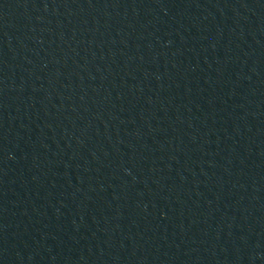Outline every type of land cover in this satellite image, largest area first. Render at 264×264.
<instances>
[{"label": "water", "instance_id": "obj_1", "mask_svg": "<svg viewBox=\"0 0 264 264\" xmlns=\"http://www.w3.org/2000/svg\"><path fill=\"white\" fill-rule=\"evenodd\" d=\"M0 264H264V0H0Z\"/></svg>", "mask_w": 264, "mask_h": 264}]
</instances>
